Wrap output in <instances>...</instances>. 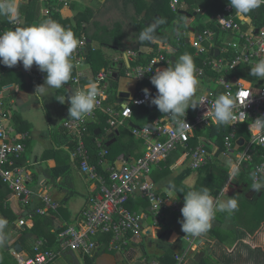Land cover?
I'll list each match as a JSON object with an SVG mask.
<instances>
[{
    "label": "built area",
    "instance_id": "obj_1",
    "mask_svg": "<svg viewBox=\"0 0 264 264\" xmlns=\"http://www.w3.org/2000/svg\"><path fill=\"white\" fill-rule=\"evenodd\" d=\"M181 1L170 0V9L173 12L180 10ZM223 1L225 6L222 12L210 18V22L219 33L228 35L230 40L218 42L216 39L214 44L212 40L217 33L205 29L191 32L192 38L188 41L199 58L198 63L190 66V76L201 79L206 77L207 71L220 76L213 80V87L199 95L192 112L181 108L155 119L153 126L130 128L132 136L143 143V154L138 159L127 160L121 155L111 161L101 142H96L99 153L94 163L85 144L89 136V125L105 117L106 131L114 132L127 126L132 118V107H142L152 102L151 94L155 88L174 91L170 81L173 64L168 53L159 49L144 64L136 63L137 53H126L127 66L124 65V71L126 77L134 83L136 93L126 104L119 106L105 104L106 82L116 74V69L100 70L89 86H83L85 75L76 70L71 82L85 109L65 120L62 128L72 145V160L85 180L94 186V192L80 220L59 231L57 250L48 248L45 240L37 239L31 247V253L13 252L17 264H49L66 251L79 252L92 258L102 243V236L110 237L105 244L108 251L121 253L130 235L144 233L143 224L147 220H150L151 226L160 227L165 225L168 214L179 217L185 211L184 203L178 198L160 195L149 176L152 167L166 162L176 151L180 152L181 160L191 172L200 171L210 163L217 147L207 150L200 143L196 146L189 144L195 138L196 131L202 127L223 121L229 128L221 153L229 168L228 180L239 171L242 164L253 162L255 148H264V17L258 27L252 18L245 15L247 5L264 7V0ZM0 2L5 6L4 1ZM12 25L18 27L20 23L14 20ZM76 41L77 44L69 47L67 61L78 69L84 61L86 42L84 38ZM5 42L6 39L0 34V50L6 45ZM217 42L220 44L217 45ZM215 48L219 50L217 57L210 55ZM130 63L136 64L131 66ZM240 65L260 71L261 76L256 85L239 77L228 79L224 76ZM2 78L0 68V83ZM39 78L43 79V76L39 75ZM5 98L4 89L0 87V181L25 211L27 220L20 219L17 222L19 228H25L34 215L45 216L48 212H56L60 204L48 194L45 183L34 184L32 172L27 165L17 164L23 158L29 135L26 132L13 134L2 125L6 117ZM240 125H246L249 134L248 140L242 141L241 147L240 138L236 135ZM263 176L264 157L253 166L250 174L252 184L258 185ZM132 197L147 200V208L143 212L129 211L126 205ZM213 207L210 203L201 206L206 224L213 219ZM173 259L175 264L183 263L181 255H174ZM149 264L159 263L151 261Z\"/></svg>",
    "mask_w": 264,
    "mask_h": 264
},
{
    "label": "crops",
    "instance_id": "obj_2",
    "mask_svg": "<svg viewBox=\"0 0 264 264\" xmlns=\"http://www.w3.org/2000/svg\"><path fill=\"white\" fill-rule=\"evenodd\" d=\"M1 1L5 2V6L0 2V34L4 36L6 41L10 42V46L5 45L0 50V68L3 73L2 88L6 97L4 100L6 117L3 118L2 125L13 134L17 133L16 124L26 130L29 139L26 142L23 163L30 168L34 184L38 182L45 183L48 194L60 204L56 212L47 215L52 221L50 228L53 234V237L49 234L50 241L47 239V242H49L48 245L51 250H57L59 231L66 225L76 224L80 220L81 213L94 192V186L85 180L77 165L73 162L69 136L62 128L65 120L77 115L81 110L80 107L84 108L76 96L75 86L72 84L71 78L74 77L76 70L81 71L85 75L84 80H87L82 83L83 86H89L93 82H88L93 78L92 71L87 62L83 61L77 69L71 62L67 61V58H61L60 52L64 44V36L56 25L48 19L49 12L46 4L50 0ZM51 1L61 5L59 9L54 11L59 14L61 19L69 20L72 25L75 24V16L86 8L92 7L91 9L95 12L93 20L102 24L108 25L106 21L110 16L120 15L114 11L103 14L101 10L104 0H90L91 7L78 6V8L75 6L77 0ZM193 5L197 6L196 0L195 4H190L189 0H182L180 3V12H185L190 17L183 16L184 19L182 20H186L188 23L186 26L183 24L181 29L175 27V23L173 24L174 37L176 38L173 44L177 47L172 46V50L184 49L181 47L182 40L184 43L186 40L188 42L192 38L191 32L198 31L191 24L197 20L196 15L203 14V8L196 7L193 14L187 13V11L192 12ZM219 5L209 8V12H212V14L204 24L210 22V18L218 14L217 8ZM143 13L144 11H142ZM142 18L141 15L140 20ZM157 19L159 18L156 17L155 20ZM14 20L20 23L18 27L12 25ZM125 31L130 36V30L127 26H125ZM223 35L220 39V33L217 34L218 42L225 40L224 37L228 36ZM126 45L129 50L130 47L134 46L130 40L126 42ZM166 46H168V42L165 43L164 49L172 60V77H175L179 87L184 88L183 82L178 77L180 67L177 61L175 62L174 56H170ZM91 47L96 49L97 44L92 43ZM101 52L112 63L121 66L120 62L122 61L127 66L126 52L122 54L121 51L114 52L106 48H101ZM192 55L193 57L190 60L193 59L192 65H194L198 63L199 58L196 56V52ZM83 64L86 67L81 69ZM39 75H42L43 79H40ZM190 78L191 86L186 89L193 91L197 79ZM201 79L207 82V89L198 94L192 105H182L180 103L182 109L192 112L195 109L199 95L212 87V83L207 77ZM180 90L178 88L173 92L179 96ZM135 93V85L130 81V83H127L125 90H118L115 103L126 104ZM120 94H124V96L127 94L128 97L121 98ZM138 114V109H132V118L127 123L129 128H132L131 125L137 126L141 120ZM116 131L119 135L120 129ZM105 139L102 137L97 141ZM242 139L240 137V141H247L248 137ZM125 140L126 138L123 139V141ZM242 143L239 142L240 147ZM62 153H65V156L61 157ZM133 159L135 158L133 157ZM220 160L225 163L221 155ZM57 166L62 168L68 166V175L58 177L54 183L46 171ZM186 167V163L180 158V152L176 151L171 156L168 172L160 176V166H154L151 169L149 179L154 182L160 195L166 198H178L184 203L178 197L175 187L178 186L179 189H182L183 185L187 189H193L200 174H205L204 171L200 174L192 173L182 181V185L174 186L176 184L173 180L188 170ZM154 170L155 172H153ZM190 177H193V179L188 182ZM259 184L260 187L264 188V176ZM232 191L234 189L228 192L223 190L216 199H210V204L214 206L213 219L208 221L207 224L204 223L202 212L199 214L190 210H187L181 217L168 214L165 225L160 227L151 226L150 220H147L143 224L144 233L130 235L121 253L108 251L105 242L101 241V245L91 258L92 263L149 264L151 261L160 263V260H163L165 256L181 255L183 256L182 264H264V222L252 235L239 230L240 228L236 226L232 216L234 211L232 197L241 194V189H237L236 194ZM249 192L245 195L247 199H252L256 194L260 195L259 190H257L251 197H247ZM131 199L134 201L136 197ZM62 201L65 202L64 206L61 204ZM135 208V212L144 211L141 207L137 206ZM20 219L27 220L25 211L7 187L0 185V225H2L0 228V244L4 245L9 257L15 264L17 263L12 250L18 244H15L13 248H10V246L18 240L26 228L33 225L32 220L25 228H19L17 222ZM47 229L44 228V231L49 233ZM33 240V238H30L26 243L30 250L37 239ZM21 252L28 254L27 251L22 249ZM57 258H61L63 264H85L84 256L79 252L66 251ZM57 258L49 264H55Z\"/></svg>",
    "mask_w": 264,
    "mask_h": 264
},
{
    "label": "trees",
    "instance_id": "obj_3",
    "mask_svg": "<svg viewBox=\"0 0 264 264\" xmlns=\"http://www.w3.org/2000/svg\"><path fill=\"white\" fill-rule=\"evenodd\" d=\"M217 1H220V5L217 8V13H220L225 6V2L223 0ZM169 4L170 0H104L101 10L103 14H108V12L114 11L122 16L118 20L112 22L110 25L102 24L99 21L93 20L95 17V12L91 8H86L83 12L77 14L74 19L75 24L72 25L69 20L61 19L59 14L54 11L55 9H59V7H61L59 3L50 0L46 4V7L49 12L48 19L54 25H56V27L62 32L64 36V44L60 52L61 58L66 59L68 57L69 47L75 43L76 39L84 38L86 42L83 50L84 62L89 64L93 77H95L102 69H116V77L114 78L112 76L106 82L108 86L106 88L107 99L105 104L119 106L120 104H116L115 102L118 97V79L125 72L124 64L121 61V66L117 67V63L105 61L103 59L104 57L101 52V48L110 49L114 52H119L121 50L126 52L129 50L126 42L130 40L134 44L131 49L138 54L136 63H146L153 55L146 56L139 48L148 45L149 48L155 47V44H152V41L157 39V36H164L161 32H154V30L159 28L162 21L168 25L170 21L169 19L174 17L176 20L174 24L175 27L178 29L183 28L184 22L182 19H184V17L180 15V10L173 12L170 9ZM142 11H144L143 14ZM187 13L191 12L187 11ZM170 14H173V16ZM141 15L143 18L140 20ZM245 15L252 18L253 21L256 22L257 26L260 27L264 17V7L260 5H247ZM157 16L161 20L158 23L155 21ZM125 26L129 28L130 36H128V33L125 31ZM194 29L198 31L209 29L214 31V33L219 34V30L213 25L212 22H208L207 24L203 23L200 26L194 27ZM92 43L97 44L96 49L91 47ZM219 44L220 43L217 42V45ZM187 45L188 44H185L182 40L181 47L185 48ZM179 50L181 51L182 49L180 48ZM192 57V54L187 57L188 64L190 62V58ZM136 63H130V65L134 66ZM205 76L211 81L210 83H213V80L218 78L220 74L216 75L210 71H207ZM224 76L228 79L239 77L256 85L261 75L259 70H254L245 65H240L234 71L228 72ZM84 79L83 82L87 81ZM92 81L93 78L88 82ZM0 87H3L2 81L0 83ZM143 88H145V85ZM80 109V112L84 110V108L82 109L81 107ZM132 109H138L139 111L138 117L141 120L138 122L137 126H153L155 119L161 118L167 113L181 109L180 98L173 91H164L160 94L156 102H150L149 104L142 107H132ZM125 127L129 129L126 140H120L119 134L118 136L114 137L116 141L109 147H106L108 142L107 136L109 133L106 132V118L100 117L98 123L89 125V136L86 137L85 144L90 155L92 156L94 163L96 161L97 154L99 153L98 149H96V142H101L102 146L108 152V159L111 161H114L118 156L121 155H123L127 160L131 158L133 159V157L137 159L142 156V141L134 138L131 134V129L128 126ZM97 130L99 133L95 136ZM25 131L26 130L24 128H21V126L16 124V134L24 133ZM228 133L229 128L223 121H220L217 125H211L198 129L196 131L195 138L190 140L189 144L191 146H196L198 143H200L204 145L207 150H212L213 147H217L218 150L214 159L199 171H204L205 174L201 175L199 173L200 177L193 189H187L182 185V181L191 173L189 170H186L173 180L174 184H176L174 186L182 185V189H179L178 186L175 187L178 197L184 201L185 211L179 217L186 213L187 210L200 214L201 206L204 203H210V199H216L223 190L228 192L229 190L234 189L232 192L236 194V190L241 189V194L232 197L234 206L232 216L236 226L240 228L239 230L252 235L259 229L261 223L264 222V188L260 187V184L253 185L250 179V174L253 166L261 162L262 158L264 157V148H255V150H253V162L251 164H242L239 171L230 180H228L229 168L224 162L220 160V155L224 151L223 140ZM236 135L238 138L242 137L243 139H246L249 136L246 130V125H240ZM102 136H104L106 139L97 141V139L100 140ZM70 148L72 150V145H70ZM170 163L171 157L166 162L159 165L161 169L159 171L160 176L168 172ZM17 164H23V158L19 160ZM46 172L51 176L53 182L55 183V180L58 177H66V175H68V166H66V168L57 166ZM153 172H155V170ZM192 179L193 177H190L188 182H190ZM0 185H3L1 181ZM255 187L258 188V193H260V195L256 194L252 199H247L245 195ZM61 204L64 206L65 202L62 201ZM137 206L145 210L148 206V202L147 200L136 197V200L134 201L130 199L126 205V208L131 212H135L134 210H136L135 207ZM53 213L54 212H48V214ZM48 214L45 216L34 215L33 225L29 228H26L18 240L12 246H10V248H13L15 244H18L23 251L31 253V250L26 244L30 238H33L34 240L43 239L46 241L48 248H50L47 239L49 240V234L52 237L53 234L51 233L50 228L52 221L49 219V217H47ZM44 228H48L47 232L49 233H46ZM109 238V236H102L100 240L104 241L106 244ZM258 252L259 250L257 253ZM84 260L85 264H93L91 258L84 256ZM159 264H175V261L173 256H165L163 260H160Z\"/></svg>",
    "mask_w": 264,
    "mask_h": 264
},
{
    "label": "rangeland",
    "instance_id": "obj_4",
    "mask_svg": "<svg viewBox=\"0 0 264 264\" xmlns=\"http://www.w3.org/2000/svg\"><path fill=\"white\" fill-rule=\"evenodd\" d=\"M78 2L75 1V6L76 8L79 7H85V6H89L91 7V2L90 0H77ZM197 1V6H194L193 5V10L196 9V7H201L203 8V14L201 15H196L197 16V20L191 24L192 27H196V26H200L202 25L204 22H206V20L211 16L212 12H209V8H214L216 5H219V1L217 0H196ZM190 4H195V0H189ZM92 8V7H91ZM196 10L192 11L191 13L193 14ZM171 15V14H170ZM173 16V14L171 15ZM121 15H113V16H110L106 22H108V24L112 23L115 21V19L117 18H120ZM169 24L166 25V23L164 21H162L160 23V26L157 30H154V32H161L164 36H157L153 42V44H155V48H149V45L148 46H142L140 47L139 49L141 51H143V53L146 55V56H152L155 54V52H157V50L161 49V50H165L164 49V46H165V43L168 42V46H166V48H168V51H169V54L171 57L174 56V60L175 62L177 61L180 69L178 70V77L179 79H181V81L183 82L184 84V88H181L179 87V85L176 83V79L175 77H170V81H171V86L172 88H175L178 89L180 88V93H179V98H180V103L182 105H192L195 101V99L197 98L198 94L201 93V92H204L206 89H207V82H205L204 80L198 78L197 80H195V84H194V90L191 91V90H187L186 88L187 87H190L191 86V76H190V70L188 67V60H187V57L191 54H195V50L187 45L184 49H182L181 51H176V50H172L171 48H173L172 46H175L177 47L175 44V37H174V27H173V24L175 23V19L174 17H171L169 19ZM157 23L160 22L161 20L160 19H157L155 20ZM184 26L187 25V21L184 20ZM224 35L220 32V39H222ZM227 36V35H225ZM187 39V37H185ZM225 39V42H228L230 40L229 36L227 37H224ZM133 47V46H132ZM130 47V48H132ZM127 55L129 53H137V52H134L133 50L131 51L128 50L126 51ZM123 54V53H122ZM104 60L105 61H109L111 62L110 60H108L105 55L103 56ZM112 63V62H111ZM86 65L83 64L81 66V69L85 68ZM118 67V65H117ZM174 76V75H173ZM127 83H130V80L126 77L125 75V72L123 73L122 76L119 77V80H118V90L119 91H123L127 88ZM207 85V86H206ZM212 87H213V84H212ZM174 90V91H175ZM61 121V120H60ZM59 121V122H60ZM128 132H129V129L128 128H121L120 129V140H123L125 139L127 136H128ZM105 136V134H104ZM104 136H102L104 138ZM61 157L65 156V153H62L60 155ZM192 173H196V174H199L201 172L197 171V172H191L190 174ZM172 195V194H170ZM55 264H63L62 263V259L61 258H57V260L54 262ZM0 264H15L14 261L9 257L8 255V251L4 248V245H1L0 244Z\"/></svg>",
    "mask_w": 264,
    "mask_h": 264
},
{
    "label": "water",
    "instance_id": "obj_5",
    "mask_svg": "<svg viewBox=\"0 0 264 264\" xmlns=\"http://www.w3.org/2000/svg\"><path fill=\"white\" fill-rule=\"evenodd\" d=\"M179 13H180V15H182V16L190 17V15L186 14L185 12H179ZM157 18H159V17L157 16ZM196 35H197V33H196ZM216 39H217V36L215 35V36L213 37L212 43L215 44V43H216ZM185 43H188L187 40L185 41ZM5 44H6V46H10V42H9L8 40L5 42ZM75 44H77V41L75 42ZM121 53L124 54V51L121 50ZM218 54H219V50H218V48H215V49H213V50L210 52V55H211V56H214V57H217ZM192 62H193V59L190 60V66L192 65ZM112 76L115 78V77H116V74H113ZM163 92H164V89H163L162 87H158L157 89H155V90L153 91V93L151 94V101H152V102H156V101L158 100L160 94L163 93ZM120 97H121V98H126V97H128V96H127V94H125V96H124V94H120ZM120 104L123 105L121 102H120ZM131 127H132V128H137V129L140 128V127H138V126H134V125H131ZM98 133H99V131L97 130V132L95 133V136H96ZM115 136H118V131H114V132L109 133V135L107 136V137H108V142H107V144H106V147H109L111 144H113V143L115 142V139H114ZM240 143H242V141H240ZM257 190H258L257 187L253 188V189L249 192V194L247 195V197H251L253 194L256 193ZM14 251H15V252H21V248L19 247V245H15V246H14L12 252H14Z\"/></svg>",
    "mask_w": 264,
    "mask_h": 264
}]
</instances>
